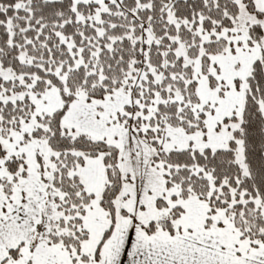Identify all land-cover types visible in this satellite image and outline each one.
<instances>
[{
    "label": "snow or ice",
    "instance_id": "6c2138e0",
    "mask_svg": "<svg viewBox=\"0 0 264 264\" xmlns=\"http://www.w3.org/2000/svg\"><path fill=\"white\" fill-rule=\"evenodd\" d=\"M0 264H264V0H0Z\"/></svg>",
    "mask_w": 264,
    "mask_h": 264
}]
</instances>
